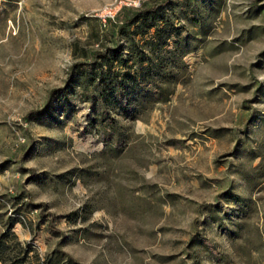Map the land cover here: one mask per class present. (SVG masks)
Returning a JSON list of instances; mask_svg holds the SVG:
<instances>
[{
  "label": "rangeland",
  "instance_id": "374dc122",
  "mask_svg": "<svg viewBox=\"0 0 264 264\" xmlns=\"http://www.w3.org/2000/svg\"><path fill=\"white\" fill-rule=\"evenodd\" d=\"M0 264H264V0H0Z\"/></svg>",
  "mask_w": 264,
  "mask_h": 264
},
{
  "label": "trees",
  "instance_id": "16d2710c",
  "mask_svg": "<svg viewBox=\"0 0 264 264\" xmlns=\"http://www.w3.org/2000/svg\"><path fill=\"white\" fill-rule=\"evenodd\" d=\"M156 8H157V5L153 6L151 11L155 10ZM143 10L144 9H140L139 12L135 13L134 15H132L129 18V22L137 20L139 17H141V15L143 13H145V11H143ZM141 11H143V13H141ZM118 30H119V32H121L122 27H119ZM118 53H119L118 49H116V48H114V49L108 48L107 51H104L102 53H100V51H93L91 53V55H92V58H93L94 62H96L98 59L102 58V61L105 62L106 65H108V68H111L113 62L116 60V58L119 55ZM110 55H111V57H110ZM87 64H89V63H87ZM79 65H80V63H78V64L75 63V64L72 65V67L74 68V67L79 66ZM97 65H99V63H97ZM97 65L96 66H92V68L94 69V71H98V73L101 74L103 72V70L97 68Z\"/></svg>",
  "mask_w": 264,
  "mask_h": 264
},
{
  "label": "built area",
  "instance_id": "2783aa9c",
  "mask_svg": "<svg viewBox=\"0 0 264 264\" xmlns=\"http://www.w3.org/2000/svg\"><path fill=\"white\" fill-rule=\"evenodd\" d=\"M119 7H120V6H119ZM119 7H118V8H119Z\"/></svg>",
  "mask_w": 264,
  "mask_h": 264
}]
</instances>
